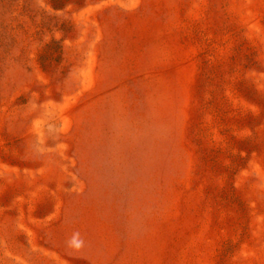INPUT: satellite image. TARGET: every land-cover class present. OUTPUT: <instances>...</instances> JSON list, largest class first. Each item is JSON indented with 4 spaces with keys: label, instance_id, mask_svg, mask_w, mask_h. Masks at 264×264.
Returning <instances> with one entry per match:
<instances>
[{
    "label": "rangeland",
    "instance_id": "1",
    "mask_svg": "<svg viewBox=\"0 0 264 264\" xmlns=\"http://www.w3.org/2000/svg\"><path fill=\"white\" fill-rule=\"evenodd\" d=\"M0 264H264V0H0Z\"/></svg>",
    "mask_w": 264,
    "mask_h": 264
}]
</instances>
